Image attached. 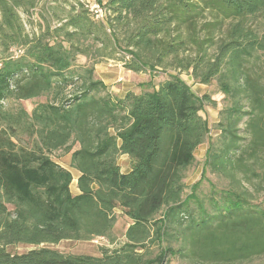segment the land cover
I'll return each mask as SVG.
<instances>
[{
    "label": "trees",
    "instance_id": "1",
    "mask_svg": "<svg viewBox=\"0 0 264 264\" xmlns=\"http://www.w3.org/2000/svg\"><path fill=\"white\" fill-rule=\"evenodd\" d=\"M98 1L103 17L86 0H0V264H264V0ZM103 60L151 80L121 97L96 77ZM183 72L223 92L216 135L200 113L211 96ZM117 209L131 222L116 247L48 246L113 243Z\"/></svg>",
    "mask_w": 264,
    "mask_h": 264
},
{
    "label": "rangeland",
    "instance_id": "2",
    "mask_svg": "<svg viewBox=\"0 0 264 264\" xmlns=\"http://www.w3.org/2000/svg\"><path fill=\"white\" fill-rule=\"evenodd\" d=\"M74 0H60V3L65 5L67 8L70 3H72ZM62 5V6H63ZM59 14H63V12H59ZM16 53H19L17 51ZM80 64H84L86 62V57L80 56L79 61ZM100 63V62H99ZM102 63H105L108 67V71L111 72V74L116 72V74L119 75V69L121 67H124L122 69V78L120 80H117L116 82H111L110 84L108 83V88L110 91L114 92L112 89V86L114 85L116 87V91L114 92L115 94L119 95L123 94L124 91H126L129 88H132L135 91H142L144 90V86H142V83H146L149 80H151V75L147 72L146 74H130L125 70H128L125 68L123 64L119 65H113L116 62L115 61H108V60H103ZM110 64V65H109ZM96 69V66H95ZM114 69V70H113ZM105 71V70H103ZM129 71V70H128ZM96 77L101 78L104 82L106 80L103 79L102 72L99 73L97 70L95 72ZM101 74V75H100ZM169 71L166 70H158L154 73L152 77V81L154 85L159 84L160 82L164 81L166 78H168ZM104 75V74H103ZM141 75V77H140ZM140 77V78H139ZM182 77L190 84L193 88V90L198 93V94H209L211 96V99L213 102H209L206 104L203 110L200 111L201 115L205 117L208 122L209 126L212 129V134L216 135L218 130L215 128V124L219 121V111L220 109L224 106V94L223 92L220 91L218 85L214 81L213 83L210 84H204L201 85L200 83H196L191 75H189L187 72L182 73ZM106 83V82H105ZM46 98L41 97V98H33L30 100H22L20 101V105H22L25 109H27L29 112L32 111L34 108L36 102L38 101H44ZM79 144H76L74 146V149L78 148ZM208 147V142L206 141L205 143L201 144L195 151L196 155V161L194 164L189 168L187 171V177H186V184H187V191H190V187L196 183L202 176V166H203V161L206 155ZM71 153L72 151L66 153L63 150H56L51 154V156L60 164H62L64 167L70 169L73 173L74 179L71 183V190L73 193L78 192V187H77V178L79 176V172L72 168L70 163H71ZM119 163L122 167V170L124 172H127L128 169L130 168V160L126 155L120 156L119 158ZM209 187V184L206 180H204L202 184V188L207 189ZM116 215H117V220L114 226L113 234L115 236V240L113 243H111L107 238L105 237H98L92 240H62L61 242L57 244H50L48 246L58 249L64 253H76V254H92V255H100V249L102 246H107L110 248H114L119 243H121L124 240V234L131 222V220L122 214L121 210L117 209L116 210ZM34 245L31 244H17L14 246H9L8 249L9 251L13 253H22L26 252L32 248H34ZM167 264H195V262L191 261L190 259L187 258H182L181 256H172L169 258V261Z\"/></svg>",
    "mask_w": 264,
    "mask_h": 264
},
{
    "label": "crops",
    "instance_id": "3",
    "mask_svg": "<svg viewBox=\"0 0 264 264\" xmlns=\"http://www.w3.org/2000/svg\"><path fill=\"white\" fill-rule=\"evenodd\" d=\"M108 61H112V60H108ZM114 61V60H113ZM116 63L115 64H113V65H121L122 63L121 62H117V61H115ZM106 64L105 63H102V62H100V63H97L96 64V70L99 72V73H101L102 72V75L101 76H103V79L105 80V78H106V80H105V82H106V84H110L111 82H116L117 80H120L123 76H122V69H124V67H121L120 69H119V75L118 74H116V72H114L113 71V73L111 74V72L110 71H108V70H110V69H108V67L107 66H105ZM110 65V64H109ZM103 70H105V71H103ZM125 71H127L128 73H130V74H146V73H136V72H131V71H128V70H125ZM104 74V75H103ZM141 75H140V77H141ZM139 77V78H140ZM201 85H204V84H201ZM112 89H113V91L114 92H117L116 90V87L113 85L112 86ZM128 91H134V92H137V93H140L141 91H135V90H133L132 88H129V89H127L126 91H124V93L123 94H120L119 93V96H121V97H123V96H125V94L128 92ZM129 170V169H128ZM77 193H79V190H78V192Z\"/></svg>",
    "mask_w": 264,
    "mask_h": 264
},
{
    "label": "built area",
    "instance_id": "4",
    "mask_svg": "<svg viewBox=\"0 0 264 264\" xmlns=\"http://www.w3.org/2000/svg\"><path fill=\"white\" fill-rule=\"evenodd\" d=\"M87 6L95 13L97 17H103L105 14V8L103 7L102 3L98 0H86ZM1 65V60H0Z\"/></svg>",
    "mask_w": 264,
    "mask_h": 264
}]
</instances>
